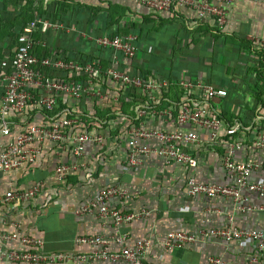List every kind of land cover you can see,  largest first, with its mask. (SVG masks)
<instances>
[{"label":"crops","instance_id":"1","mask_svg":"<svg viewBox=\"0 0 264 264\" xmlns=\"http://www.w3.org/2000/svg\"><path fill=\"white\" fill-rule=\"evenodd\" d=\"M227 9L225 28L219 31L210 18L200 20L189 7L175 6L171 11L159 12L149 7L147 0H0V59L13 57L18 33L35 14L60 26L42 38L35 34V50L40 58L56 57L63 52L72 58L98 57L107 66L114 58H121V54L101 48L96 40L133 34L138 38L139 53L132 60H124L121 67L132 75L166 80L168 86L161 91L163 109L179 108L186 101L181 82L204 81L227 89L229 98L211 104L201 100L202 103L231 122L239 117L251 127L258 119L260 105L264 106V0H234ZM2 82L0 77V96ZM192 90L189 100H199L198 88ZM257 97H261V103ZM142 100L138 99L137 104ZM60 106L81 115V125L73 127L70 135L82 130L102 132L105 144H87L83 157L78 159L73 155L69 140L65 146L45 142L34 165L0 174L1 198L11 191L18 193L38 184L41 186L34 200H18L14 210L0 203L3 232L18 231L20 235L40 237L49 253L89 254L93 248L77 245V238L111 237L115 227L112 220H103L98 215H79L76 211L102 188L113 185L130 191L133 198L112 201L111 207L124 213L140 209L152 211L151 217L121 228L129 234L131 247L139 240L151 242L146 262L210 264L212 257H220L234 264H254V258L264 263V254L260 255L252 244L243 240L228 243L209 238L174 250H167L163 245L172 231L200 235L210 228L230 226L264 230V197L253 195V210L243 213L235 209L230 198L187 195V184L193 173L201 182L220 185L230 182L222 162L227 153L225 143L212 141L206 130H200L202 144L186 148L199 159L195 172L155 154L132 165L128 161L129 127L139 120V125L144 127L171 131L175 120L153 113L140 119L138 106L136 114L132 115L133 107L117 106L110 99L83 101L77 105L73 99L64 97ZM54 121V116L30 107L26 113L13 115L12 137L0 134V146L11 141L26 124ZM260 131H264V119H261V126L249 132L245 147L237 152L238 161L264 163V152L253 145ZM142 144L157 146L160 143L152 140ZM74 163L82 165L64 181H59L56 168L60 164ZM251 179L264 183V167L254 171ZM5 247L14 246L7 244ZM108 250L117 252L120 246L111 243Z\"/></svg>","mask_w":264,"mask_h":264},{"label":"built area","instance_id":"2","mask_svg":"<svg viewBox=\"0 0 264 264\" xmlns=\"http://www.w3.org/2000/svg\"><path fill=\"white\" fill-rule=\"evenodd\" d=\"M233 2L234 0H147L148 6L159 12L171 11L175 6L189 7L200 20L210 18L219 31L225 28L227 6ZM59 27V24L37 16L24 27L18 37L13 57L0 61V77L3 79V91L0 96V134L11 138L14 131L11 124L13 115L26 113L30 107L54 116L55 120L51 124H26L11 141L1 145L0 174L19 170L26 165H34L42 154L45 142L65 146L69 140L73 155L78 159L83 157L87 144H105V136L102 132L82 130L74 131L70 135L73 127L81 125V115L77 112L72 114L69 109H61L62 98L69 97L77 105L83 101L97 102L110 99L115 105L122 106V99L130 96L131 102L136 98H143L136 109L140 119L153 113L164 119L175 120V127L171 131L135 124L130 126L127 133L130 164L137 165L143 157L155 154L169 163L177 162L195 172L199 167V159L186 148L198 147L202 144L199 131L206 130L212 141L227 145V153L223 156L222 162L230 182L222 185L201 182L193 173L187 184V195L189 197L201 195L209 199L226 197L233 201L235 209L239 212L247 213L253 210L251 198L253 195L264 197V183H256L251 178L254 171L264 167V163L238 161L236 155L245 147L249 132H252L255 126H261V119L264 118L260 116L264 117V106L260 105L258 119L251 127L246 126L239 117L231 122L220 112L208 108V105L201 101L205 100L211 104L228 99L227 89L216 88L204 81L196 83L183 81L180 85L186 101L179 106L174 118V108L158 109L162 102L161 91L168 86L166 80L148 79L142 74L132 75L121 67L124 60H132L138 55L137 36L116 35L97 39L96 43L101 48L121 54V58H114L107 66L98 57L73 60L63 52L56 57L39 58L35 54L37 45L35 34L40 32L45 36L50 30ZM262 43L264 44V40ZM105 82H108L109 86L113 85L111 87L113 91L109 87H103L102 84ZM194 87L198 88L200 96L196 101L189 100ZM112 92L113 95H111ZM152 140L160 144L157 146L142 144L144 141ZM253 145L257 150L264 152V131L259 132ZM212 150L215 151L214 148ZM81 165L82 163L60 164L56 168L55 175L59 181H64ZM40 192V184L24 192L11 191L3 198L0 197V203L14 210L15 202L34 200ZM132 198L130 191L119 186L108 185L98 191L89 203L76 211L79 215H98L103 220H112L115 227V233L111 237L96 235L77 238V245L93 248L89 254L49 253L45 249V241L40 237L29 234L20 235L21 232L18 231L6 233L0 229V264H68L70 262L151 264L145 261L151 242L147 239L139 240L134 247H131L128 245L129 234L123 232L121 228L137 220L151 217L152 211L140 209L124 213L110 206L112 201H125ZM230 221H234L233 217ZM18 228L20 229V226ZM209 238H219L228 243L243 240L252 244L260 255L264 254V230H247L236 226L222 229L210 228L209 231H202L200 235L172 231L167 235L163 245L167 250L182 249L187 244H195ZM111 243L119 245L120 250L110 252L108 247ZM7 244L14 247L6 248ZM253 262L264 264L258 258H254ZM210 264L234 263H229L220 257H212Z\"/></svg>","mask_w":264,"mask_h":264},{"label":"trees","instance_id":"3","mask_svg":"<svg viewBox=\"0 0 264 264\" xmlns=\"http://www.w3.org/2000/svg\"><path fill=\"white\" fill-rule=\"evenodd\" d=\"M37 16H40L41 17V14H35V16L34 17H32V19L30 20V22L31 21H33ZM28 24V23H27ZM27 24H25L23 27H22V29H21V31L18 33V35H17V37H16V40L18 41V37L20 36V34L23 32V29H24V27L27 25ZM36 34H38L41 38H42V35L40 34V32H37ZM35 37V36H34ZM16 40H15V42H16ZM35 54L38 56V54H37V52H36V50H35ZM39 57V56H38ZM40 58V57H39ZM43 58V57H42ZM70 59H73V60H85V57H78V58H72V57H69ZM3 59H0V61H2ZM103 85V87H109V89L110 90H112L111 89V86H109V83L108 82H105V83H103L102 84ZM111 85V84H110ZM113 91V90H112ZM121 93V92H120ZM130 99V96H126V99H125V97H124V99H122L123 100V105L124 106H126V107H133L134 109H133V111H131V114L132 115H135L136 113H135V108L138 106V104H137V100L138 99H143V98H136L135 100H133L132 102L129 100ZM256 100L259 102V103H261L262 102V99H261V97H257L256 98ZM158 109L159 110H161V109H163V105H160L159 107H158ZM178 109L179 108H177V107H175V110H174V118L176 117V113H177V111H178ZM228 121H230V120H228ZM242 122H243V120H241ZM139 120L137 121V122H135L134 124L135 125H137V126H139ZM244 123V122H243Z\"/></svg>","mask_w":264,"mask_h":264}]
</instances>
